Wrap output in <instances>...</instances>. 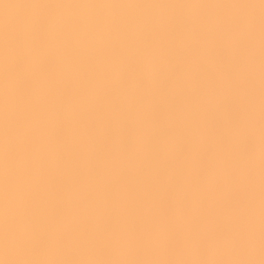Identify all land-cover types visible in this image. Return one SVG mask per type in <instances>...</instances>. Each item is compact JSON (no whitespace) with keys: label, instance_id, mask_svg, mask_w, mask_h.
<instances>
[{"label":"bare ground","instance_id":"1","mask_svg":"<svg viewBox=\"0 0 264 264\" xmlns=\"http://www.w3.org/2000/svg\"><path fill=\"white\" fill-rule=\"evenodd\" d=\"M0 264H264V0H0Z\"/></svg>","mask_w":264,"mask_h":264},{"label":"clouds","instance_id":"2","mask_svg":"<svg viewBox=\"0 0 264 264\" xmlns=\"http://www.w3.org/2000/svg\"><path fill=\"white\" fill-rule=\"evenodd\" d=\"M4 246L6 251L11 252L13 251L17 246V240L15 237L14 232L11 229H8L5 234L4 238Z\"/></svg>","mask_w":264,"mask_h":264}]
</instances>
